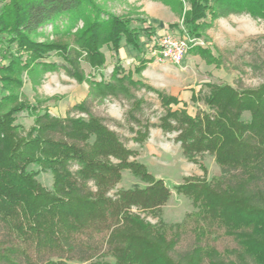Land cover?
<instances>
[{"label": "trees", "instance_id": "1", "mask_svg": "<svg viewBox=\"0 0 264 264\" xmlns=\"http://www.w3.org/2000/svg\"><path fill=\"white\" fill-rule=\"evenodd\" d=\"M162 1L179 9L186 32L196 38L216 20L242 11L264 18V0ZM58 19H83L85 27L63 32ZM137 22L103 12L91 0H10L1 8L0 41L16 52L0 66V264H264V84H209L201 99L209 112L191 116L173 109L178 98L143 83L151 61L143 55ZM50 25L57 39L37 42ZM141 30L155 43L152 26ZM72 35V43L63 39ZM123 41L142 54L134 73L121 63ZM105 46L117 63L109 80L97 81L85 75L81 62L102 69ZM194 49L207 63L217 62L202 47L189 52ZM52 52L63 58L69 77L89 85L87 97L64 118L16 92L23 72L60 67L46 60ZM143 89L156 93L163 106L157 123L147 115L153 104L138 96ZM109 99L127 107L123 121L96 110ZM24 111L33 118L28 130L17 123ZM152 128L177 133L188 161L210 154L221 168L210 181L187 178L175 186L194 207L182 222L163 219L171 190L133 160L136 152L128 147L130 141L146 144ZM124 171L136 182L117 189ZM44 173L52 176L50 188L39 180Z\"/></svg>", "mask_w": 264, "mask_h": 264}, {"label": "rangeland", "instance_id": "2", "mask_svg": "<svg viewBox=\"0 0 264 264\" xmlns=\"http://www.w3.org/2000/svg\"><path fill=\"white\" fill-rule=\"evenodd\" d=\"M103 12L111 13L118 17L132 18L138 21L137 27L144 26L148 23L151 26L150 20L152 19H163L167 23L174 20L175 22L171 25L178 27L180 34L167 32L165 35L181 36L184 33L183 29V16L178 8L166 5L162 0H91ZM10 0H0V11L4 4L9 3ZM171 13V14H170ZM209 21V20H207ZM206 21V22H207ZM56 24L59 25L60 31H68L71 33H77L85 27V21L79 19L76 23L70 20L58 19ZM140 29V39L142 45V52L145 59L152 62H160L156 56H153V40L149 39L148 33ZM43 33V37L37 38V42L48 43L57 39L53 25L48 26L40 30ZM162 36H158L155 32L153 34L154 40L159 42ZM65 37V36H64ZM64 40L71 42L73 35ZM204 43L203 50L208 51L213 57L217 58V62L207 63L206 58L192 50L188 52L185 58L190 59V66L180 65L183 67H177L175 72H171V76H176L178 79H172L167 81L162 77L161 87H156L151 84L147 79L143 77V83L149 85L157 91L164 92L167 95H171L168 91L167 85L174 83L189 86L193 85L195 81L200 83V87L193 88L195 93L193 96H200L197 102L191 101L189 103L181 102L179 104H172L170 107L173 109H186L191 116H195L199 111H210L207 106L202 102V96L208 92L209 84H228L234 88H237L242 83L245 89H254L264 84V18L253 16L246 11L232 14L226 18H221L213 22L208 28L203 31V37L199 38ZM125 42V41H124ZM16 46L12 47L11 50L5 42L0 41V66H7L11 61L8 57L10 52H16ZM74 48H77L73 46ZM193 47V48H194ZM192 48V49H193ZM105 55L106 62L102 69L93 71L89 64L84 61L81 62L82 69L87 77H94L97 81L101 79L109 80L114 67L116 65V56L111 46H105L102 49ZM139 53V52H138ZM141 56L142 54L139 53ZM140 56L137 64L126 65L124 69L126 72L134 73L135 68L139 65ZM150 57V58H146ZM49 63H56L59 68L51 71L37 72H23L20 79L22 80L21 88L16 90L21 100L28 102L31 105H36L41 102V107L48 109L52 115L57 117H66L70 108L74 105L82 102L88 95L89 85L79 83L77 80L69 77L65 70L61 67L64 64V60L57 53L52 52L49 58H46ZM184 61V62H185ZM167 62V61H164ZM258 62L262 65L261 68L253 67V64ZM123 65V64H122ZM190 67V68H189ZM93 79V78H92ZM134 79H140V77L134 74ZM186 83V84H185ZM3 82L0 81V87H3ZM195 85V84H194ZM198 85V84H197ZM164 87V88H162ZM8 93V92H7ZM139 97L147 99L153 104L151 110L147 111V115L151 118L153 123L159 121L160 115L164 112L163 106L158 98L157 94L143 89L138 93ZM0 97L2 94L0 93ZM186 105V106H185ZM127 107L123 103L113 99L106 100L103 104L97 105L96 110L104 115H108L112 118L120 121L124 120V113ZM85 117L84 114H82ZM245 119L249 118V114L246 113ZM17 123L21 124L26 130L33 125V118L29 116L27 112H22L18 115ZM159 130V128H152L150 138L146 144L140 146L139 144L130 141L128 147L136 152V156L132 159L138 160L146 165L151 173L156 177L155 174H161L164 177L163 180L171 190V198L167 205L164 207L163 219L168 223L182 222L185 217L194 211V207L191 201L183 195H178L175 191V186L185 182L187 178H201L205 180H212L221 175V168L217 164L215 157L210 154L201 156L198 163L188 161L183 155V150L180 143L175 141L177 133L165 134L163 133L162 141H156L154 144L155 149L165 145V149L161 150H149L147 144L150 142L151 134ZM129 138L134 135L128 131H120ZM162 154L159 157L157 154ZM205 169V170H204ZM40 182L50 188L52 185V176L49 173H44L39 177ZM136 180L131 176L129 171L123 172V180L118 185L117 189L129 188ZM115 191L111 193L113 195ZM138 212L137 210H134ZM142 217L146 218L153 224H156L158 218L151 214L141 213ZM107 261L114 262L112 258H107ZM69 264H80L78 262H70Z\"/></svg>", "mask_w": 264, "mask_h": 264}, {"label": "crops", "instance_id": "3", "mask_svg": "<svg viewBox=\"0 0 264 264\" xmlns=\"http://www.w3.org/2000/svg\"><path fill=\"white\" fill-rule=\"evenodd\" d=\"M156 18L157 19L150 20L149 24L154 28V31L157 33L158 36L165 35L167 32H173V33L180 34V30L178 31V29H177L178 27L171 26L175 22L174 20H176V19L167 23L163 19H159L158 17H156ZM146 25L149 26L148 23L144 24L145 27H146ZM139 56L140 55H139L138 51L134 50L132 46L127 45L124 41L122 42L121 48L119 50V57H120L121 63L123 64L124 67H126V65L137 64ZM146 58H150V57H146ZM189 60L190 59H187L183 63V65H185L187 63V65L190 66ZM176 66H179V65H175L171 62H162V63L152 62V63L148 64L146 70L143 72V77L145 79H147L154 86L161 87V85H163L161 82L163 79L162 77H164V78L166 77L165 79H167V81H171L172 79H175L177 81L178 78L176 76H173V77L171 76V72H175V70H177ZM179 67H183V66H179ZM194 84L186 86V85H184V83H182L181 85L178 83H174L172 85H167V88H168V91H170L171 95L177 96L183 102L189 103L191 101L192 94L195 93V91H193L194 90L193 88L200 87V83H197L195 81ZM162 88H164V87H162ZM162 135H163V133L160 129L156 130V132L154 131V133L151 134L152 138L150 139V142L147 144V148H149L151 153H152V150L153 151L154 150H161V152H165V151H163V149H165L164 144H162L164 146L163 149L161 147H158L157 149H155V146L152 145L156 141L161 142L162 138H163ZM157 155H159V157H162L161 153L157 154ZM155 175L157 178H161L164 180V177L161 174L157 173Z\"/></svg>", "mask_w": 264, "mask_h": 264}, {"label": "built area", "instance_id": "4", "mask_svg": "<svg viewBox=\"0 0 264 264\" xmlns=\"http://www.w3.org/2000/svg\"><path fill=\"white\" fill-rule=\"evenodd\" d=\"M181 36L164 35L159 42L155 41L152 55L157 57L160 62H171L175 65H182L186 55L194 46H204L201 39L191 37L185 29Z\"/></svg>", "mask_w": 264, "mask_h": 264}]
</instances>
